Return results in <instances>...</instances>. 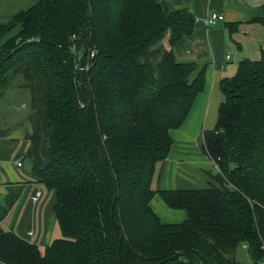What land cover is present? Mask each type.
<instances>
[{
    "label": "trees",
    "instance_id": "trees-1",
    "mask_svg": "<svg viewBox=\"0 0 264 264\" xmlns=\"http://www.w3.org/2000/svg\"><path fill=\"white\" fill-rule=\"evenodd\" d=\"M255 21L264 25V9ZM195 23L166 0H35L0 24L15 31L0 47V96L19 77L31 91L26 157L57 191L62 229L42 253L0 225V264H243L241 246L264 262V49L221 82L225 100L203 146L215 183L159 191L187 211L180 223L150 206L171 131L205 87L207 65L173 51Z\"/></svg>",
    "mask_w": 264,
    "mask_h": 264
},
{
    "label": "crops",
    "instance_id": "crops-1",
    "mask_svg": "<svg viewBox=\"0 0 264 264\" xmlns=\"http://www.w3.org/2000/svg\"><path fill=\"white\" fill-rule=\"evenodd\" d=\"M167 1L173 6L188 7L196 15L194 32L178 42L173 51L179 60L206 64V79L185 122L171 131L172 151L158 166L153 182L157 190L205 188L202 184L215 183L217 167L204 154V134L217 127L225 100L222 80L235 76L241 61L261 57L264 25L255 19L263 15L264 0ZM213 12H221L226 19L207 26L206 18ZM31 132V124L0 131V208L6 206L8 196L18 195L0 225L36 244L44 253L62 237V229L55 211L57 191L48 189L32 173V164L26 157ZM17 160L23 165L18 166ZM153 209L164 223H180L187 218L185 209L169 207L160 195L155 197Z\"/></svg>",
    "mask_w": 264,
    "mask_h": 264
},
{
    "label": "rangeland",
    "instance_id": "rangeland-1",
    "mask_svg": "<svg viewBox=\"0 0 264 264\" xmlns=\"http://www.w3.org/2000/svg\"><path fill=\"white\" fill-rule=\"evenodd\" d=\"M34 1L35 0H0V24L6 23V20L9 19L13 14L17 13L18 11L22 9L28 8L29 6L32 5V3H34ZM13 34H15V31H10V32L5 31L3 33H0V47ZM169 40H170V35L167 34L163 42L166 48L171 49L172 47L170 45V42H168ZM22 81H23L22 78L19 77L17 79L18 85L16 87L13 86V87L6 89L5 91H2V94H1L2 97L0 96V131H4L6 129L9 130L13 127H16V125L18 126L24 125L28 127L31 124L29 121V115L32 111L31 91L28 88H25L24 86H20ZM209 131L211 130H207V132ZM204 154L207 155L205 151H204ZM165 161H163V163ZM155 176H156V172H155ZM202 185L205 188L209 187L208 185L206 186V184H202ZM152 188L154 190L156 189V185L154 182L152 183ZM156 191L157 193H155L154 197L151 199V202H150V206L152 209H153V201L155 200V197H157V195L161 196L159 192L160 190L156 189ZM177 210H181V209H177ZM236 258L239 262L243 264H255V260L253 256L251 255L248 249L244 248V246H241L238 248L236 252Z\"/></svg>",
    "mask_w": 264,
    "mask_h": 264
},
{
    "label": "built area",
    "instance_id": "built-area-1",
    "mask_svg": "<svg viewBox=\"0 0 264 264\" xmlns=\"http://www.w3.org/2000/svg\"><path fill=\"white\" fill-rule=\"evenodd\" d=\"M226 19L225 15L222 14L221 12H213L210 16L206 18V24L207 26H213L216 25L219 21H224ZM91 57H94L92 54ZM81 70H87L88 69V64L86 66H83L80 68ZM18 166H22L23 162L20 160L16 161ZM264 264V262L262 263Z\"/></svg>",
    "mask_w": 264,
    "mask_h": 264
}]
</instances>
